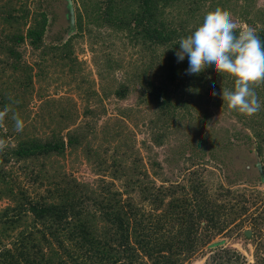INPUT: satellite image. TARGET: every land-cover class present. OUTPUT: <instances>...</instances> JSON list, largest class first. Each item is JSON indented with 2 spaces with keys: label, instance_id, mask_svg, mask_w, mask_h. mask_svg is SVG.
<instances>
[{
  "label": "rangeland",
  "instance_id": "1",
  "mask_svg": "<svg viewBox=\"0 0 264 264\" xmlns=\"http://www.w3.org/2000/svg\"><path fill=\"white\" fill-rule=\"evenodd\" d=\"M25 1L33 12L48 15L43 45L33 48L25 42L20 47L33 85L25 89L14 80L12 68L0 54L4 58L0 92L19 101L13 111L25 122V134L44 135L56 124L73 122L70 129L83 126L82 145L27 166L28 172L43 170L39 187L45 189L66 172L93 186L101 177L115 180L123 190L124 179H114L112 173L124 167L136 173L147 171L157 186L173 185L179 193L186 192L192 181L200 182L209 193L232 198L236 209L245 206L246 210L183 264H214L217 252L225 257L238 253L243 264H264V93L256 92L262 107L248 117L229 110L222 100L223 89L232 90L229 84L201 77L192 82L188 74L175 87V96L184 106L173 116H159L140 84L144 74L156 78L151 50H144L124 31L92 21L78 31L76 21L72 24L71 4L75 16L79 9L88 20L86 11L100 0ZM5 2L0 0V34L12 29L2 20ZM218 7L232 14L239 30L244 26L256 30L264 24V0H179L166 9V15L175 25L193 28ZM122 84L129 87L124 98L115 93ZM6 122H14L11 115L0 127V138L9 145L13 137ZM258 140L263 141V155L256 150ZM6 151L0 162L3 174L9 175L19 170V164L5 157ZM7 189L0 183V212L11 204ZM134 195L139 201L138 192ZM3 238L2 244H8L10 238Z\"/></svg>",
  "mask_w": 264,
  "mask_h": 264
},
{
  "label": "trees",
  "instance_id": "2",
  "mask_svg": "<svg viewBox=\"0 0 264 264\" xmlns=\"http://www.w3.org/2000/svg\"><path fill=\"white\" fill-rule=\"evenodd\" d=\"M178 1L100 0L95 1L93 10L86 11L88 20L79 9L76 14L78 31L92 21L124 31L144 50H151L157 64L156 78L144 74L140 84L159 116H173L185 104L175 96V87L188 78L189 62L187 57L178 62L176 52L179 39L197 27L175 25L168 19L166 9ZM4 6L7 11L2 20L12 29L0 34V54L12 68V78L29 89L33 76L20 47L25 42L33 48L43 45L48 15L46 11L33 12L23 0L20 4L6 0ZM256 33L264 41V24ZM4 58L0 59L2 64ZM199 77L214 83L220 80L234 89L232 78L210 67L189 79L194 82ZM128 91V85L122 84L115 93L124 98ZM255 91L264 93V85ZM18 93H14L15 98ZM14 101L0 92V110L6 106L14 110ZM12 123L6 122L13 141L4 155L14 165L19 164V170L3 174L0 162V183L7 185L11 200L0 212V244L3 237L10 238L0 247V264H183L246 210L245 206L236 209L232 198L209 193L200 182L192 181L186 192L179 193L173 185L157 186L147 171L131 172L130 167L112 173V178L124 179L123 190L116 187L115 180L101 177L93 186L66 172L41 189L38 182L44 178L43 170L25 169L82 145L83 126L70 129L73 122L56 124L44 135H30L17 132ZM65 129L69 130L63 134ZM256 150L263 155L262 140H258ZM134 192H138L139 201ZM213 258L214 264H243L235 252L231 257L217 252Z\"/></svg>",
  "mask_w": 264,
  "mask_h": 264
},
{
  "label": "clouds",
  "instance_id": "3",
  "mask_svg": "<svg viewBox=\"0 0 264 264\" xmlns=\"http://www.w3.org/2000/svg\"><path fill=\"white\" fill-rule=\"evenodd\" d=\"M238 28L230 12L219 7L209 11L200 26L179 39L176 56L178 62L188 58L189 75H198L210 67L232 78L234 89H223L221 98L229 110L251 117L262 107L255 88L264 85V41L255 28L244 26L237 32ZM9 113L15 130L22 132L25 122L10 106L0 110V125ZM7 147L8 141L0 138V153Z\"/></svg>",
  "mask_w": 264,
  "mask_h": 264
},
{
  "label": "water",
  "instance_id": "4",
  "mask_svg": "<svg viewBox=\"0 0 264 264\" xmlns=\"http://www.w3.org/2000/svg\"><path fill=\"white\" fill-rule=\"evenodd\" d=\"M70 3H71V0H70ZM70 13H71V22L74 25L75 21H76V16H75L74 7L72 6V4H71V8H70ZM245 233L247 236L251 235V231H249V230L245 231Z\"/></svg>",
  "mask_w": 264,
  "mask_h": 264
}]
</instances>
